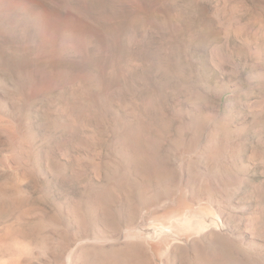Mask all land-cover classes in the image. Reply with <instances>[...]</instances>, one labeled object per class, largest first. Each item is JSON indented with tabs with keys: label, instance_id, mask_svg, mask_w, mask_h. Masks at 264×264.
I'll return each instance as SVG.
<instances>
[{
	"label": "rangeland",
	"instance_id": "374dc122",
	"mask_svg": "<svg viewBox=\"0 0 264 264\" xmlns=\"http://www.w3.org/2000/svg\"><path fill=\"white\" fill-rule=\"evenodd\" d=\"M101 263L264 264V0H0V264Z\"/></svg>",
	"mask_w": 264,
	"mask_h": 264
},
{
	"label": "bare ground",
	"instance_id": "6f19581e",
	"mask_svg": "<svg viewBox=\"0 0 264 264\" xmlns=\"http://www.w3.org/2000/svg\"><path fill=\"white\" fill-rule=\"evenodd\" d=\"M95 7V6H94ZM138 134V133H137ZM130 137V136H129ZM138 141V140H137ZM135 143V142H134ZM124 145V144H123ZM130 145V144H129ZM124 153V152H123ZM139 154V153H138ZM143 154V153H142ZM134 160V159H133ZM139 164V163H138ZM121 166V165H120ZM124 166V165H123ZM144 167V166H143ZM124 168V167H123ZM98 169V168H97ZM120 169V168H119ZM139 168H137V170H138ZM98 171V170H97ZM121 171V170H120ZM139 171V170H138ZM142 171V170H141ZM118 172V171H117ZM114 173H116V172H114ZM138 173V172H137ZM127 174V173H126ZM144 174V173H143ZM149 174V173H148ZM111 175V174H110ZM124 176V175H123ZM122 176V177H123ZM131 176V175H130ZM115 178V177H114ZM128 182V181H127ZM131 182V181H130ZM107 183V182H106ZM113 185V184H112ZM121 185H124V183L123 184H121ZM99 193V192H98ZM95 199V198H94ZM14 201H16V202H18L19 200H21V199H19L18 197H15V199H13ZM101 200V199H100ZM89 201V200H88ZM106 201V200H105ZM15 202V203H16ZM91 202V201H90ZM100 202V201H99ZM97 204H98V202H97ZM95 209V208H94ZM103 213V212H102ZM99 214V213H98ZM79 216V215H78ZM173 218V217H172ZM170 219V218H169ZM102 223V222H101ZM173 225V227H176L177 228V230H179L180 232H183V233H189L190 235H193V234H200V233H203V235H204V232H205V229L207 228V223L204 221V220H197V221H192V220H184V219H179V220H177V221H172V224H171V226ZM213 227V226H212ZM220 227V226H219ZM210 229V228H209ZM163 231V230H162ZM158 232V231H157ZM159 233L160 232H158V235H159ZM165 233V232H164ZM171 233V232H170ZM167 234V233H166ZM209 234H211V235H215L216 234V232H214L213 230L212 231H210L209 233H208V235ZM160 235H161V233H160ZM162 235H163V233H162ZM161 235V236H162ZM208 235H206V236H208ZM155 236V235H154ZM162 238V237H161ZM205 238V237H204ZM207 238V237H206ZM191 240V239H190ZM204 240V239H203ZM156 241V240H155ZM170 242H171V240H170V237L168 236V235H164L163 236V242H162V246L161 247H168V250H170L169 249V244H170ZM172 243V242H171ZM173 245V244H172ZM200 245V244H199ZM203 246V245H202ZM204 247V246H203ZM170 248H171V246H170ZM162 249H164V248H162ZM81 251V250H80ZM225 253V252H224ZM77 256V255H76ZM76 260V259H75ZM98 261H100V260H98ZM97 261V262H98ZM210 261V260H209ZM96 262V263H97ZM102 262V261H101ZM227 262V261H226ZM102 264V263H101ZM226 264V263H225Z\"/></svg>",
	"mask_w": 264,
	"mask_h": 264
}]
</instances>
